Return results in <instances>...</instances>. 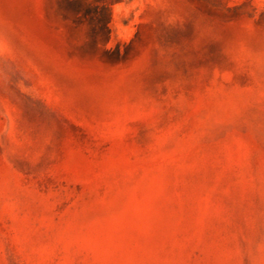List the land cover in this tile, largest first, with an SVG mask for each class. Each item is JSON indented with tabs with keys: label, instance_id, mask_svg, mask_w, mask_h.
<instances>
[{
	"label": "rangeland",
	"instance_id": "obj_1",
	"mask_svg": "<svg viewBox=\"0 0 264 264\" xmlns=\"http://www.w3.org/2000/svg\"><path fill=\"white\" fill-rule=\"evenodd\" d=\"M0 264H264V0H0Z\"/></svg>",
	"mask_w": 264,
	"mask_h": 264
}]
</instances>
